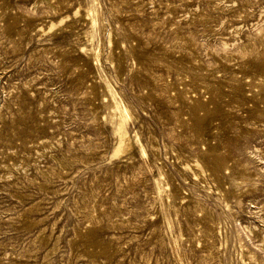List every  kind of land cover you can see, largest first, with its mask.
<instances>
[{"label":"rangeland","instance_id":"1","mask_svg":"<svg viewBox=\"0 0 264 264\" xmlns=\"http://www.w3.org/2000/svg\"><path fill=\"white\" fill-rule=\"evenodd\" d=\"M0 264H264V0H0Z\"/></svg>","mask_w":264,"mask_h":264}]
</instances>
